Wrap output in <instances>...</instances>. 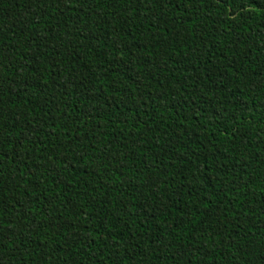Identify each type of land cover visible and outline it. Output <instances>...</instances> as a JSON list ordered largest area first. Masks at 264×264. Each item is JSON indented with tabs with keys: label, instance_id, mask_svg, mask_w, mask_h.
Returning <instances> with one entry per match:
<instances>
[{
	"label": "trees",
	"instance_id": "1",
	"mask_svg": "<svg viewBox=\"0 0 264 264\" xmlns=\"http://www.w3.org/2000/svg\"><path fill=\"white\" fill-rule=\"evenodd\" d=\"M0 264H264V0H0Z\"/></svg>",
	"mask_w": 264,
	"mask_h": 264
}]
</instances>
